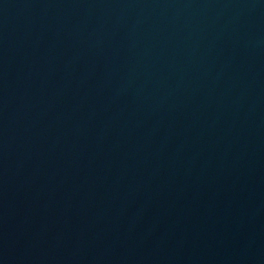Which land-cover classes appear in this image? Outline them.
<instances>
[{
    "label": "water",
    "instance_id": "1",
    "mask_svg": "<svg viewBox=\"0 0 264 264\" xmlns=\"http://www.w3.org/2000/svg\"><path fill=\"white\" fill-rule=\"evenodd\" d=\"M0 264H264V0H0Z\"/></svg>",
    "mask_w": 264,
    "mask_h": 264
}]
</instances>
